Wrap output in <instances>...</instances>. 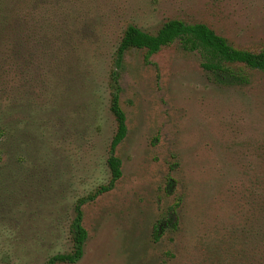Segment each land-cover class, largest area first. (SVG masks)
Segmentation results:
<instances>
[{
    "label": "rangeland",
    "instance_id": "1",
    "mask_svg": "<svg viewBox=\"0 0 264 264\" xmlns=\"http://www.w3.org/2000/svg\"><path fill=\"white\" fill-rule=\"evenodd\" d=\"M48 1L35 13L47 48L34 74L60 59L65 80L33 79L39 104L20 125V156L2 144L0 264L73 251L76 202L111 179V72L128 25L203 22L236 47L264 48V0ZM146 54L132 48L119 67L123 175L84 205L89 236L74 264H264V72L229 64L247 80L220 82L179 42Z\"/></svg>",
    "mask_w": 264,
    "mask_h": 264
},
{
    "label": "trees",
    "instance_id": "2",
    "mask_svg": "<svg viewBox=\"0 0 264 264\" xmlns=\"http://www.w3.org/2000/svg\"><path fill=\"white\" fill-rule=\"evenodd\" d=\"M48 2V0H0V163L3 154L1 147L5 140L11 141V157L20 156H18V143H16L23 135L20 125L24 122L33 124L31 117L35 116L33 111L39 104V100H33L34 80H40V78H43L45 82L49 79L62 82L65 80V77L60 75L63 72L60 59H57L55 70L50 68L49 76L43 70L34 74L40 68L41 60L44 59L39 54L38 47L43 49V54L47 48V35L36 31V21L39 22V20H36L35 13L40 6ZM54 7L56 11V4ZM38 34L40 36H37ZM58 41L62 45L65 44L64 39L60 38ZM174 42H179L185 51L199 52L203 58V67L213 72L220 82L232 83L247 80V76L241 70L236 71L229 64H242L264 72V48L251 51L236 47L206 23H188L181 19H169L156 33H150L133 24L128 25L116 50V67L111 72L110 111L117 126L107 159L111 179L108 184L101 185L96 192L78 199L72 223L73 251L51 256L47 264H74L83 257L85 243L89 236L83 224V207L88 201L112 190L123 175L122 160L116 151L128 134L127 116L121 105L119 72L125 54L132 48L146 49V56L149 58ZM63 51L64 48L58 55H61ZM50 57L52 59V56ZM22 76L25 80L23 84H20ZM46 78H48L47 81ZM37 143L42 144V139H39ZM174 184L175 180L171 179L168 186L169 192H172ZM175 216V210L172 209L158 224L157 234L171 225Z\"/></svg>",
    "mask_w": 264,
    "mask_h": 264
}]
</instances>
